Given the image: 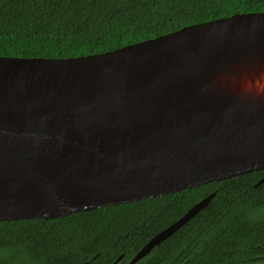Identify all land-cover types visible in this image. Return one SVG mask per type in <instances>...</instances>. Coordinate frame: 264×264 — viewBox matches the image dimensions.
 <instances>
[{"label":"water","instance_id":"1","mask_svg":"<svg viewBox=\"0 0 264 264\" xmlns=\"http://www.w3.org/2000/svg\"><path fill=\"white\" fill-rule=\"evenodd\" d=\"M261 170L264 12L103 54L0 57V222L59 219Z\"/></svg>","mask_w":264,"mask_h":264},{"label":"trees","instance_id":"2","mask_svg":"<svg viewBox=\"0 0 264 264\" xmlns=\"http://www.w3.org/2000/svg\"><path fill=\"white\" fill-rule=\"evenodd\" d=\"M264 12V0H0V57L103 54L182 28ZM264 170L59 219L0 222V264H128L196 204H210L136 264H264Z\"/></svg>","mask_w":264,"mask_h":264}]
</instances>
